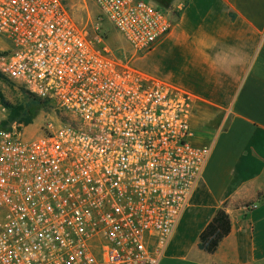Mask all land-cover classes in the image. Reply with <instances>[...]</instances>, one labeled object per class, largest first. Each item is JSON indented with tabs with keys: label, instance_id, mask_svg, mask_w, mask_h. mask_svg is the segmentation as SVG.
<instances>
[{
	"label": "built area",
	"instance_id": "1",
	"mask_svg": "<svg viewBox=\"0 0 264 264\" xmlns=\"http://www.w3.org/2000/svg\"><path fill=\"white\" fill-rule=\"evenodd\" d=\"M88 1L128 56L64 0H0V74L51 112L33 135L25 118L0 127V264H159L207 162L195 96L133 64L173 11ZM9 114L0 96V125Z\"/></svg>",
	"mask_w": 264,
	"mask_h": 264
},
{
	"label": "crops",
	"instance_id": "2",
	"mask_svg": "<svg viewBox=\"0 0 264 264\" xmlns=\"http://www.w3.org/2000/svg\"><path fill=\"white\" fill-rule=\"evenodd\" d=\"M169 7L171 30L133 64L195 96L191 140L210 153L159 264H264V0ZM219 207L231 230L208 253L199 234Z\"/></svg>",
	"mask_w": 264,
	"mask_h": 264
},
{
	"label": "rangeland",
	"instance_id": "3",
	"mask_svg": "<svg viewBox=\"0 0 264 264\" xmlns=\"http://www.w3.org/2000/svg\"><path fill=\"white\" fill-rule=\"evenodd\" d=\"M71 10L74 12V15L79 22V24L87 23V28L89 29L90 34L92 32V24L96 21H101V31L103 36V44L107 45L108 48L114 52L120 54L121 56H128L130 47L127 42L118 34L113 27L108 23L106 19L100 18V12L91 2L88 0H64ZM154 1V0H152ZM155 2V1H154ZM91 31V32H90ZM11 46V42L0 36V50L6 49ZM0 96L4 98L5 101H8L14 105L20 103L29 104V112L32 113V124L26 128L28 135H33L38 131V127L41 123L48 118L50 115V110L46 106L42 107L37 106L30 96L22 93L20 89L14 86L10 81L6 80L3 76L0 75ZM49 114V115H48Z\"/></svg>",
	"mask_w": 264,
	"mask_h": 264
},
{
	"label": "trees",
	"instance_id": "4",
	"mask_svg": "<svg viewBox=\"0 0 264 264\" xmlns=\"http://www.w3.org/2000/svg\"><path fill=\"white\" fill-rule=\"evenodd\" d=\"M161 7H169L173 0H154ZM1 75V74H0ZM2 100L7 104L10 109V114L8 120L4 121L0 127L5 128L11 120L16 118H25L26 122L32 121V113L29 112V104H18L14 105L8 101H5L3 97ZM37 106L39 103L32 100ZM231 230V221L229 215L226 213L223 207H219L212 219L206 224L199 234L198 247L208 253H213L217 249L221 240L229 234Z\"/></svg>",
	"mask_w": 264,
	"mask_h": 264
}]
</instances>
